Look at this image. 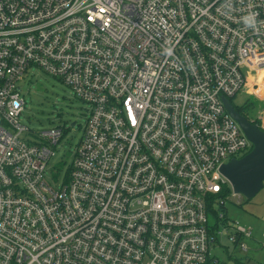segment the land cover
I'll list each match as a JSON object with an SVG mask.
<instances>
[{"label":"built area","instance_id":"2783aa9c","mask_svg":"<svg viewBox=\"0 0 264 264\" xmlns=\"http://www.w3.org/2000/svg\"><path fill=\"white\" fill-rule=\"evenodd\" d=\"M34 67L88 106L59 188L64 128L21 122ZM252 92L264 0H0V264L218 263L221 168L253 148L224 99Z\"/></svg>","mask_w":264,"mask_h":264},{"label":"rangeland","instance_id":"374dc122","mask_svg":"<svg viewBox=\"0 0 264 264\" xmlns=\"http://www.w3.org/2000/svg\"><path fill=\"white\" fill-rule=\"evenodd\" d=\"M18 85L26 99L21 122L30 131L40 133L57 127L65 130L45 171L46 180L53 187L59 188L67 178L76 148L84 134L88 106L76 99L72 90L60 79L35 67L25 74ZM231 102L237 107H242L250 120L259 122L264 128V101L253 92L239 93L231 98ZM73 122H76L75 126H72ZM227 188L229 193L223 192L224 194L217 198L218 203L219 200L224 201V205L218 204L217 209L225 213L226 219L219 225L218 229L222 233L218 235V243L213 246L211 255L219 264H263L264 187L249 200L241 194H235L229 182ZM239 227L252 229L253 237H243L239 244H236L230 239V235ZM243 244L248 246L247 250L241 248Z\"/></svg>","mask_w":264,"mask_h":264},{"label":"water","instance_id":"95a60500","mask_svg":"<svg viewBox=\"0 0 264 264\" xmlns=\"http://www.w3.org/2000/svg\"><path fill=\"white\" fill-rule=\"evenodd\" d=\"M224 104L252 142L253 148L243 157L225 163L221 170L230 181L234 193L249 200L264 187V129L258 122L237 111L230 100L225 98Z\"/></svg>","mask_w":264,"mask_h":264},{"label":"clouds","instance_id":"9594fccd","mask_svg":"<svg viewBox=\"0 0 264 264\" xmlns=\"http://www.w3.org/2000/svg\"><path fill=\"white\" fill-rule=\"evenodd\" d=\"M242 21H243V23H244L246 26L251 27V26L254 25V19H253V17L250 16V15H249V16H245V17H242ZM165 52H166V54H167V53L170 52V50H169V49H166Z\"/></svg>","mask_w":264,"mask_h":264},{"label":"flooded vegetation","instance_id":"af4514ba","mask_svg":"<svg viewBox=\"0 0 264 264\" xmlns=\"http://www.w3.org/2000/svg\"><path fill=\"white\" fill-rule=\"evenodd\" d=\"M235 107H236L237 111H239L240 113H242V114H244V115H246L248 117V115L245 114L246 112H245V110L242 107H237V106H235ZM73 123H75V125H76V122H73ZM73 123H72V126H75V125H73Z\"/></svg>","mask_w":264,"mask_h":264},{"label":"trees","instance_id":"16d2710c","mask_svg":"<svg viewBox=\"0 0 264 264\" xmlns=\"http://www.w3.org/2000/svg\"><path fill=\"white\" fill-rule=\"evenodd\" d=\"M229 193V189L227 188L225 191H224V193ZM224 193H222V194H224ZM209 264H212V263H209Z\"/></svg>","mask_w":264,"mask_h":264}]
</instances>
